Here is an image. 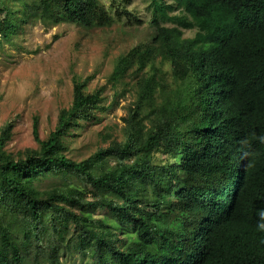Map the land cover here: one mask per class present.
<instances>
[{
  "label": "trees",
  "instance_id": "trees-1",
  "mask_svg": "<svg viewBox=\"0 0 264 264\" xmlns=\"http://www.w3.org/2000/svg\"><path fill=\"white\" fill-rule=\"evenodd\" d=\"M132 1L0 0V46L30 21L137 28ZM144 1L106 83L132 96L119 136L67 157L70 132L106 110L105 87L77 76L45 140L33 120L37 149L8 153L1 130L0 264H264V0Z\"/></svg>",
  "mask_w": 264,
  "mask_h": 264
},
{
  "label": "rangeland",
  "instance_id": "rangeland-1",
  "mask_svg": "<svg viewBox=\"0 0 264 264\" xmlns=\"http://www.w3.org/2000/svg\"><path fill=\"white\" fill-rule=\"evenodd\" d=\"M99 1L106 8L112 7V0ZM128 11L141 21V26L127 30V22L122 18L109 29L84 32L70 24L49 27L30 21L21 26L14 46H0V132L6 125L11 126V137L5 147L8 153L17 155L38 148L32 136L34 119L39 139L49 136L59 111L71 104L73 76L90 78L87 91L105 87L106 110L98 114L99 122L84 124L70 132L65 139L67 157L75 161L87 158L104 145L101 133L119 136L121 117L132 96L127 90L121 98L114 99L107 79L118 55L137 42L132 30H138L136 37L142 36L149 18L144 0H133ZM192 35L193 31H184L185 37ZM47 185L43 183L41 188ZM65 264L86 263L74 257Z\"/></svg>",
  "mask_w": 264,
  "mask_h": 264
},
{
  "label": "clouds",
  "instance_id": "clouds-1",
  "mask_svg": "<svg viewBox=\"0 0 264 264\" xmlns=\"http://www.w3.org/2000/svg\"><path fill=\"white\" fill-rule=\"evenodd\" d=\"M257 216L260 221H264V209H258L257 210ZM258 227L262 230H264V223H258Z\"/></svg>",
  "mask_w": 264,
  "mask_h": 264
}]
</instances>
